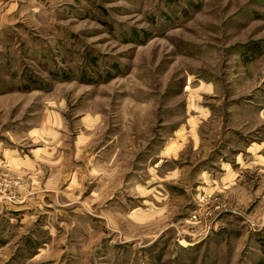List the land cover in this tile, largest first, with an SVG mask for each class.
Here are the masks:
<instances>
[{
	"label": "rangeland",
	"instance_id": "obj_1",
	"mask_svg": "<svg viewBox=\"0 0 264 264\" xmlns=\"http://www.w3.org/2000/svg\"><path fill=\"white\" fill-rule=\"evenodd\" d=\"M0 264H264V0H0Z\"/></svg>",
	"mask_w": 264,
	"mask_h": 264
}]
</instances>
